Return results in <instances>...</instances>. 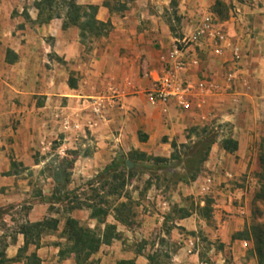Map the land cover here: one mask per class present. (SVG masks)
<instances>
[{
  "label": "rangeland",
  "instance_id": "374dc122",
  "mask_svg": "<svg viewBox=\"0 0 264 264\" xmlns=\"http://www.w3.org/2000/svg\"><path fill=\"white\" fill-rule=\"evenodd\" d=\"M36 1L0 0V11L7 9L4 5L8 6L14 24L12 36L20 42L25 53L26 51L27 54L31 53L33 50L43 53L40 63L41 67L45 66L47 70L46 78L52 79L54 69L58 67L67 78V84L70 77L77 86L81 78L79 72L71 69L69 63L63 61L61 57L52 52L46 53L43 38L37 30L33 31L32 27L30 30L26 29L30 35L22 33L24 37H21L19 30L25 29V23L31 26L38 23L36 20L32 21L30 17L27 19L23 13L25 8L29 15ZM57 1L66 5L70 0ZM127 1L130 0H108V3L112 7H118ZM216 1H220V4H215ZM232 1L225 4L223 0H215L210 9L213 13H210L216 14L217 21L227 19L229 16L236 18L237 30L240 27L242 33L249 35L246 38H252L251 18L249 20L251 14L248 10L260 8L261 14L264 15V0ZM161 15L169 27L168 37L164 41L151 39L152 48L149 57L141 60V71L145 70L146 65L156 69L168 68L169 61L161 56L168 45H171V49L175 43L181 48L187 47L185 42H182V37L190 30L187 31V27L181 22L177 9L170 5ZM17 20L23 22L17 23ZM263 27L264 25L261 28ZM224 30L231 42L238 46L239 57L233 58L230 53V57L222 62L224 74H221V85L223 87L227 85V91L226 96L221 98L220 108L211 111L207 118L187 125L182 129L180 136L171 138L162 135L155 138L150 142L151 152L138 146L135 148L131 144V135L137 133L138 139L139 132L140 136L146 135L139 119L140 108H137L139 104L123 105L122 100L116 96L117 92L113 90L110 92L115 96H112L110 101L104 98L81 100L60 98L53 101L47 99L48 96L45 94L31 95L15 91L12 99L15 111L5 125L13 129L18 128L24 123V115L27 116L28 111H34L35 118L39 117L40 121L34 126H39L41 130H50L53 138L46 143L47 148L44 152L34 154L35 160L42 156L47 163L59 165L62 167V173L67 174L66 178L60 177V183L51 188L41 177L39 168L32 170L34 173L32 172L29 178L30 203L37 199L42 200L43 190L45 197H49L51 191L56 193L60 191L63 197L60 202L48 205V215L45 216L58 219L57 228L45 229L40 237L49 233L62 235L66 218L73 217L71 213L75 211L76 219L81 225L102 230L103 224L90 217L91 209L87 206L98 205L108 210L106 221L116 225L117 236L109 244H102L92 256L95 264H115L116 260L121 258L139 259V262L144 264H191L189 261L191 254H187L186 251V245L190 240L195 242L193 252H197L200 261L213 264L216 262L214 257L222 254L221 264H258L253 251V241L245 238L244 234L239 237L238 233L252 224H264V49L259 56L251 52L247 42L240 41L243 39L240 34L232 30L227 32L225 27ZM92 37V35L88 37L86 48L81 54L85 61H90L93 57L91 51L95 48L96 41ZM45 42L50 43L48 40ZM261 43L263 44V41L259 40L257 45L260 46ZM191 46L197 59L204 60L205 57L199 55L201 49L196 45ZM242 61H245L247 67H251L252 70L239 74L237 70L242 68ZM112 66L117 68L114 63ZM3 73L6 74L5 71ZM41 74L42 71L37 70L12 71L8 72V81L20 90L35 86L37 92L39 83L37 76ZM241 74L242 78L239 77ZM140 76H143L142 72ZM101 80L111 83L117 81L106 79L105 76L101 77ZM225 81L229 83L225 84ZM92 82L94 84L96 81ZM148 91L143 89L141 96L148 94ZM2 105L0 107L4 108V104ZM129 106L134 107L137 113L132 112ZM20 108H24L25 113L20 110L18 114ZM194 126L207 127L208 133L202 131L200 134L191 133L190 129ZM73 131L77 132L71 138L76 149L66 148L64 152L59 151L58 147L64 143L65 133L72 134ZM209 133L214 135L215 143L212 144L206 159L201 164L196 163L201 165V170L195 179H191L184 153ZM225 137L237 140V150L226 152L221 148V140ZM172 141L178 145L185 144V147H177V156L173 159L170 158ZM145 142L147 144L148 140ZM95 153H98V159L102 162L106 161V165L116 160L119 166L116 170L108 171L101 176L98 173L105 166L89 176L71 166L73 160L93 156ZM140 153H144V156ZM154 157L166 160L156 161ZM9 158L13 156L10 155ZM126 160L132 163L131 168L127 167ZM56 171L50 167L45 169L46 174ZM128 171L132 173L128 174ZM208 177L211 182L210 192L207 193L202 191L201 187ZM72 189H74L72 194L68 196L63 194ZM112 192L115 194H111ZM121 202L127 204L120 211V214L126 217L127 224L117 222L113 218V209ZM30 206L23 203L16 209L6 208V212L15 222L11 224L9 220L8 222L0 220L2 230L0 255L6 257L3 253L6 237L13 236L23 224L29 222L25 221V215ZM185 214L192 223V227L189 226L187 230L175 225V221ZM59 225L62 227L61 232H57ZM117 225L120 230L117 229ZM66 247V240L59 243V248ZM22 256L24 251L20 254V257ZM59 258L68 261V264L69 261L75 264L71 253L59 254Z\"/></svg>",
  "mask_w": 264,
  "mask_h": 264
},
{
  "label": "crops",
  "instance_id": "0c3cea01",
  "mask_svg": "<svg viewBox=\"0 0 264 264\" xmlns=\"http://www.w3.org/2000/svg\"><path fill=\"white\" fill-rule=\"evenodd\" d=\"M107 1L76 0L81 5H97L96 18L99 21L109 23L106 34L92 37L96 41V46L91 51L93 57L90 61L81 58V54L86 47L79 41L78 28L76 26L63 28L62 18L54 17L48 22L35 23L33 26L25 23V29L19 30L22 38L24 37L22 33L30 35L26 32V29L30 30L32 27L33 31L37 30L43 38L45 52H52L61 57L63 61L69 63L71 69L79 72L81 78L75 88L68 86L67 78L64 77L58 67H55L52 79L46 78L45 73L47 70L45 66L41 67L40 63L43 53L39 50H33L28 54L26 51L25 53L20 42H17L12 36L11 30L14 24L10 18L8 6L4 5L7 9L3 12L0 11V106L4 104V108L0 107V220L3 222L9 220L11 224H14L15 221L6 212V208L16 209L23 203L31 205L25 215V221L37 222L43 220L48 215L47 208L51 203L47 202L48 197H45L44 190L42 191V200L37 199L30 203L29 178L32 175V170L39 168L41 177L49 187L53 188L56 185L53 177L54 172L46 174L45 169L47 167L58 169L59 167V165L47 163V160L42 156L35 160L34 154L46 150V143L52 138V132L34 126V124L38 125V122H40L39 117L35 118L34 111H28L29 116L23 114L24 125H19L18 128L13 129L5 125V122L13 116L12 114L15 111L14 102H12L15 91L25 94L30 93L31 95L45 94L48 96L47 99L53 101L60 98H68L69 100L104 98L110 101L112 96H115L110 92L113 90L117 92L118 95L116 96L122 100L123 105L126 106L127 103L139 104V107L137 106L138 109L140 108L139 119L147 135L148 143L140 141L138 134L135 133L130 137L131 144L135 148L138 146L140 149L144 148L149 152L152 151V148L149 147L152 140L160 138L162 135L171 138L180 136L182 129L187 125L201 121L211 115V111L219 109L221 98L226 96L227 85L225 87L221 85L222 75L224 74L222 62L230 57V51L227 49L222 57L215 55L207 47L199 51V55L205 57V59L199 58V60H196L193 46H189L185 50L187 65L179 70L173 68L175 69L174 74L178 88L177 96L171 97L165 104L154 106L150 104L148 94L141 96V92L143 89L149 90L151 88L155 75L162 73L163 68H150L146 65L145 70L141 71L140 64L142 59L149 57L152 48L150 45L151 39L157 38L164 41L168 37L169 27L161 14L162 11L169 9L171 0H130L118 5V7H112L110 4L106 5L105 2ZM214 2L215 0H177V14L181 22L187 27V31L195 27L203 14L206 12L213 13L210 9ZM223 2L229 4L231 0H223ZM123 5L124 7L119 10L118 8ZM1 7L4 8L2 5ZM260 10V8H250L248 10L251 14V17H249V20L251 18L250 33L253 34V37L249 39L246 38L249 35L242 33L240 27L237 30L238 20L236 18L229 16L227 19L217 21L216 14L213 16L219 24L226 28L227 32L232 30L234 33L240 34V37H243L240 41L247 42L251 52L260 56V52L264 49V27L261 28L264 25V15L261 14ZM37 14L38 10L32 6L29 11L30 19L32 21L36 20ZM16 22L23 21L17 20ZM261 23H263L262 26ZM46 40L50 43L47 44ZM259 40L263 41L260 46L257 45ZM7 49H11L16 54V59L12 62L5 60ZM169 50H171V45L167 46L161 56L174 64V58L170 56ZM194 59L196 63H193ZM113 63L117 68L112 66ZM241 63L242 68L237 70L239 74L240 72L247 73L252 70L251 67H247L245 61ZM34 70L42 71L41 76H37L39 80L37 92L35 86L20 90L8 81V72H33ZM4 71L6 74L3 73ZM140 72L143 76H140ZM103 76L106 79H117V81L111 83V81L101 80ZM239 77L242 78L243 75L241 74ZM93 80L96 81L94 84ZM98 80L100 81L97 82ZM228 81H225V84H228ZM200 82H204L203 87L199 86ZM129 93H131L130 96ZM129 108L132 112L137 113L134 107L129 106ZM20 110L24 112V108H20L18 114H20ZM73 132L72 134L65 133L64 143L58 147L59 151L64 152L66 148L76 149L71 138L77 132ZM68 138H70L69 141ZM119 139L117 138V140ZM10 155L13 158L10 159ZM71 166H73V169L80 170L82 174L89 176L106 166V161L102 162L98 159V153H95L93 156L73 160ZM52 193L51 191L50 195ZM84 213L87 215V211ZM71 216L77 218V212L71 213ZM175 225L185 228V230L189 226L192 227L188 216L176 220ZM118 226L117 229L120 230ZM58 228L57 232H61L62 227L59 225ZM0 236H2V230H0ZM64 240L65 238L60 234L41 235L38 246L29 243L24 250V256L14 260L13 258L17 255L18 249L24 245L23 234L15 232L13 236L6 237L4 253L7 259H12L8 264H30L33 259H28V257L32 254L39 260V264H68V261L59 258V243ZM214 260L216 262L213 264H221L222 254L215 256ZM135 261L136 264H144L139 262V259H135ZM189 261L191 264H210L200 261L197 252L189 256ZM69 264H72V261H69Z\"/></svg>",
  "mask_w": 264,
  "mask_h": 264
},
{
  "label": "trees",
  "instance_id": "16d2710c",
  "mask_svg": "<svg viewBox=\"0 0 264 264\" xmlns=\"http://www.w3.org/2000/svg\"><path fill=\"white\" fill-rule=\"evenodd\" d=\"M220 4V1H216L215 4ZM106 5H109L108 1L105 2ZM35 8L38 10L36 22L44 23L48 22L54 17L62 18V27L67 28L68 26H76L79 30V41L82 45L86 47L87 39L90 35L99 36L106 34L108 31V22L99 21L96 18L97 5L87 4L81 5L76 2V0H70L66 5L59 3L57 0H37L34 4ZM177 0H171V7L176 8ZM124 5L119 7L120 10ZM23 13L26 18L29 19V15L26 12L25 8ZM21 26V25H20ZM16 59V54L11 50H6L5 60L7 62H12ZM68 86L70 88H75V82L69 77ZM200 131L203 133H208L207 127L194 126L191 127L190 132L195 134H200ZM147 135L140 136L139 140L145 141ZM215 143V137L212 133L208 134L202 141H199L193 145L185 154V161L188 165L190 171V178L195 179L197 173L201 170V162H203L212 146ZM172 152L170 158H176V149L177 147H185V144H177L175 141L171 142ZM220 146L226 152H234L237 150L238 142L237 140L231 137H225L221 140ZM144 156V153H140ZM156 161H165L166 159H160L159 157H154ZM125 163V161H124ZM199 163V164H196ZM196 164V166H195ZM119 166V162L116 160L111 161L104 169L98 173L101 176L108 171H114ZM126 166V164H125ZM57 171L54 173L55 184L60 183V177H67L66 173H62V167H58ZM132 171H128V174ZM74 189L66 191L63 193L65 196L72 194ZM111 194H115L112 192ZM62 193L53 192L49 197V203H57L62 200ZM91 209L90 217L96 219L99 224H103L102 230L98 231L91 229L87 226H83L79 223L76 218L67 217L65 220L64 228L62 230V237L67 241L66 249H59V254L71 253L73 255L75 264H95V261L92 259V256L99 250L102 244H109L113 238L117 236L116 225L114 223H108L106 221V216L109 214L108 210L100 207L98 205H87ZM127 204L124 202L115 205L113 211V218L120 223L127 224V219L125 216L120 214V211ZM203 210V207L201 208ZM187 214L182 217H186ZM181 217V218H182ZM58 219L56 218H44L41 221L37 222H26L23 224L20 229L17 231L22 233L24 236V245L18 249L17 255L14 260L20 258V254L27 248L29 243H34L36 246L39 244V237L43 231L55 230L57 228ZM241 234L245 235V238L251 239L253 241V251L257 258L258 264H264V224L256 223L252 224L244 231L238 233L240 237ZM4 253V252H3ZM32 259L30 264H39V260L35 257L34 254L28 257ZM12 259H7L3 255H0V264H7ZM115 264H136L134 258H121L116 260Z\"/></svg>",
  "mask_w": 264,
  "mask_h": 264
},
{
  "label": "built area",
  "instance_id": "2783aa9c",
  "mask_svg": "<svg viewBox=\"0 0 264 264\" xmlns=\"http://www.w3.org/2000/svg\"><path fill=\"white\" fill-rule=\"evenodd\" d=\"M182 42H185L187 47L181 48L175 43L170 50L174 64L169 62L170 66L164 68L162 73H157L152 81V86L148 91L149 102L152 105L165 104L171 97L177 96L178 88L174 71L187 65L185 50L189 47L188 45H196L200 49L209 47L217 56H222L227 49H230L231 57H239L238 46L231 42L225 34L224 26L219 24L210 12L201 16L195 27L182 37ZM195 59L197 60V57ZM195 59L193 63H196ZM199 86L203 87L204 82H200ZM210 182L211 179L208 177L206 183L201 187L202 191L210 192ZM244 244L246 245V242ZM194 249L195 242L190 240L186 245L187 254H193Z\"/></svg>",
  "mask_w": 264,
  "mask_h": 264
},
{
  "label": "water",
  "instance_id": "95a60500",
  "mask_svg": "<svg viewBox=\"0 0 264 264\" xmlns=\"http://www.w3.org/2000/svg\"><path fill=\"white\" fill-rule=\"evenodd\" d=\"M126 164H127V167L128 168H131L132 167V163L129 160H126Z\"/></svg>",
  "mask_w": 264,
  "mask_h": 264
}]
</instances>
